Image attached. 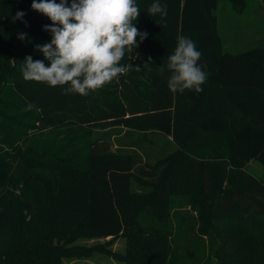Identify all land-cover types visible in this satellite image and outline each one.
Masks as SVG:
<instances>
[{"label": "trees", "instance_id": "1", "mask_svg": "<svg viewBox=\"0 0 264 264\" xmlns=\"http://www.w3.org/2000/svg\"><path fill=\"white\" fill-rule=\"evenodd\" d=\"M16 1L0 0V93L5 82L20 95L11 110L43 102L39 108L33 105L31 111L19 113L8 112L0 103L4 137L0 136V264H61L62 257L91 256L94 248L75 246L76 239L120 235L134 241L125 253H112L124 264H169V237H178L187 250L191 236L201 229L197 218L189 214L197 207L202 208V219L211 224L210 231L218 239L211 251L216 264H264V182L246 166L255 160L264 168V46L235 53L223 49L216 16L220 0H160L167 5L163 17L147 14L154 0H136L140 15L135 26L148 35L142 43L137 41L133 57L126 55L120 63L137 67L131 72L144 82V100L129 104L120 100L119 86L130 84L129 92L139 87L125 78L127 74L86 97L65 95L60 87L23 79L25 57L49 63L35 49L51 41V33L44 31L51 21L31 9L32 0L19 5ZM18 11L26 13L27 26L21 20L12 22ZM20 33H26L25 40L18 39ZM180 35L192 39L202 53L199 63L207 80L199 94L172 93L167 87L171 73L166 68L159 71ZM68 124L92 131L105 126L125 129L129 140L121 145L134 152L92 149L82 182L61 188L50 203L51 194L43 193L49 180L26 187L30 178L50 175L48 169L38 170L36 165L50 157V144L40 141L35 145L32 136L24 164L16 161L13 172L16 155L9 150L27 139L30 128L40 130L38 136L43 138L45 131L58 132ZM144 144L162 153L152 158L144 149L138 154L136 149ZM42 164L47 167V161ZM12 175L14 180L6 181ZM20 178L25 204L8 190ZM133 182L138 192L147 195L136 194ZM175 195L180 197L171 200ZM21 205L28 212L21 234L24 241L11 250V229L17 217L23 220ZM153 208L164 215L171 210L184 213L174 223L169 220L168 229L141 225L138 214ZM234 219L240 221L236 226Z\"/></svg>", "mask_w": 264, "mask_h": 264}, {"label": "rangeland", "instance_id": "2", "mask_svg": "<svg viewBox=\"0 0 264 264\" xmlns=\"http://www.w3.org/2000/svg\"><path fill=\"white\" fill-rule=\"evenodd\" d=\"M23 0H17L16 5L22 3ZM237 1L235 4L232 0H220L216 9L217 23H218V33L222 39L223 49L229 52H239L249 48L264 46V0H241ZM14 61L12 58L9 60V65L13 64ZM47 66V65H46ZM129 70L125 73L127 74L125 78L130 81L136 82L139 87L136 90L131 92L128 89L131 87L128 84L130 81H127L128 85L125 87L119 86L120 91L122 92V97L120 100L122 102L129 104L132 101L140 102L144 100V82L141 80L140 76H133L132 70H135L137 67L132 64H127ZM16 76V73H13ZM126 82V81H125ZM3 87L0 93V103L3 102L6 105V110L10 113H19L25 110L27 106L23 108L11 110L9 109L12 105V102L16 101L20 95L16 93L9 84L3 82ZM38 99L42 98L41 95H38ZM17 102V101H16ZM43 99L36 101L33 105L37 108L42 104ZM21 103L26 105L25 99H21ZM130 109L133 108L130 105ZM30 133L26 140L20 141L18 146L12 145L10 147V152L15 154L13 160V165L11 167L13 172V167L16 161L24 164V154L25 148L29 144L32 136L34 137L33 144L40 145V141L47 142L50 144V157L47 155L45 161H47V167L44 166L45 161H37L36 165L40 168L38 170H49V176L47 178L32 179L28 180L26 187L28 189L32 188L35 183L48 181L43 187V193L51 194L50 203H54V197L59 192L61 188H71L73 185H78L82 182L84 174L87 170V158L89 152L92 149L102 151L105 150L116 152V153H132L134 150L128 148L127 146L121 145L127 140V133L125 129H112V126H105L103 129L98 131L87 130L80 126L74 124L65 125L62 129L55 131H45L42 135L43 138L39 137L38 134L40 130L35 128H30ZM131 131L132 135H135V132ZM99 132H106L105 135H99ZM2 138L3 134L0 133ZM128 142V141H127ZM19 147V149H18ZM146 149L152 158L160 155L162 153L159 148L151 147L144 144L142 149H136L137 153H144L143 150ZM60 152L62 155H60ZM145 155V154H144ZM10 159V158H9ZM8 159V160H9ZM36 160V159H35ZM153 161V159H151ZM34 160H31L30 163H33ZM41 164V165H40ZM247 170L254 174L258 178L264 177V168L255 160L252 164L247 166ZM10 177V173L8 174ZM15 176L12 175L10 179L6 181L10 182L14 180ZM41 177V175H39ZM8 184V183H7ZM16 187L9 186L8 190L13 191L20 199L22 197L23 190L25 189L24 183H22V178L19 179ZM2 187L0 186V189ZM138 186L133 182V191L136 194L146 196L147 193L138 192ZM50 192V193H49ZM180 196H171L170 199L176 201ZM21 204H23L20 201ZM19 209L22 214L23 220L19 217L16 218V221L12 227V243H9L8 246L11 250L17 248L19 244L24 241V238L21 237L23 232V226L26 225L25 221L28 219V212L23 208ZM184 211L171 210L169 214H163L158 208H153L150 211L141 212L138 214V220L141 225L145 226H155L161 229H168L167 223H174L175 217L182 218ZM190 215H193L197 218L200 228L198 229L191 240L189 245H187V250L183 249L184 243L178 237H169L170 245L169 247L172 250V254L167 257L169 264H216L215 258L211 255V251H214L218 246V239L214 236L211 230V224L208 221L203 220L202 208L197 207L189 211ZM185 217V215H184ZM233 225L236 226L240 221L233 220ZM232 225V226H233ZM235 230V228H234ZM133 240L128 236H118L116 238L106 237L99 239L91 238H79L76 239L73 244L75 246H90L93 249L91 256L88 257H79L73 256L72 258H61V264H124L121 260L116 259L112 256V253L118 252L119 254L125 253L127 248L133 244ZM40 246L44 247L43 243H39ZM52 244H56L54 241ZM61 245L62 248L70 247L69 244L57 243ZM42 248V247H41ZM45 248V247H44Z\"/></svg>", "mask_w": 264, "mask_h": 264}, {"label": "clouds", "instance_id": "3", "mask_svg": "<svg viewBox=\"0 0 264 264\" xmlns=\"http://www.w3.org/2000/svg\"><path fill=\"white\" fill-rule=\"evenodd\" d=\"M31 9L51 21L44 31L51 33V41L36 45L38 51L49 63L25 57L21 73L29 82L43 83L49 88L60 87L63 93L86 97L101 90L107 84L118 81L129 70L121 65L126 56L133 57L134 49L147 38V32H140L135 26L140 15L136 0H32ZM167 5L154 0L148 8L151 17L167 14ZM23 11H18L12 22L21 20L27 26ZM18 39H26L20 33ZM202 53L189 37H177L174 51L168 55L165 68L171 73L167 87L172 93L183 94L203 91L207 80L204 66L199 62ZM29 104L25 111H31ZM39 111V109H37Z\"/></svg>", "mask_w": 264, "mask_h": 264}, {"label": "crops", "instance_id": "4", "mask_svg": "<svg viewBox=\"0 0 264 264\" xmlns=\"http://www.w3.org/2000/svg\"><path fill=\"white\" fill-rule=\"evenodd\" d=\"M253 161L254 160H251V161H249L248 163H247V165L246 166H248V165H250V164H252L253 163ZM260 180H262L263 182H264V177L263 178H259Z\"/></svg>", "mask_w": 264, "mask_h": 264}]
</instances>
